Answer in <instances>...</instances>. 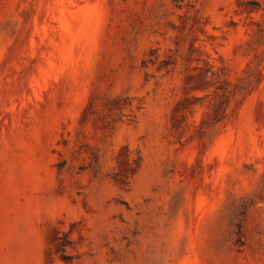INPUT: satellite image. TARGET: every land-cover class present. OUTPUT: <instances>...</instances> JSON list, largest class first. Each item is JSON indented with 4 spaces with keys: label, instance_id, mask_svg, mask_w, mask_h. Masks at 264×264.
<instances>
[{
    "label": "rangeland",
    "instance_id": "obj_1",
    "mask_svg": "<svg viewBox=\"0 0 264 264\" xmlns=\"http://www.w3.org/2000/svg\"><path fill=\"white\" fill-rule=\"evenodd\" d=\"M245 1L0 0V264H264Z\"/></svg>",
    "mask_w": 264,
    "mask_h": 264
},
{
    "label": "trees",
    "instance_id": "obj_2",
    "mask_svg": "<svg viewBox=\"0 0 264 264\" xmlns=\"http://www.w3.org/2000/svg\"><path fill=\"white\" fill-rule=\"evenodd\" d=\"M245 3L250 6L252 9L259 10L261 8L262 2L260 0H246ZM258 34L264 36V26H259L256 29ZM264 63V56H258L256 60L250 63V66L245 70L244 74L240 76L239 82L234 84L235 92L237 95L242 96V94L248 91V88L253 84L254 78L256 76V70H259ZM254 71V72H253ZM253 72V73H252ZM226 81V80H225ZM224 82V81H223ZM228 86L223 87L222 84L219 85V88H224V91H229V87L233 85L232 81H226Z\"/></svg>",
    "mask_w": 264,
    "mask_h": 264
}]
</instances>
